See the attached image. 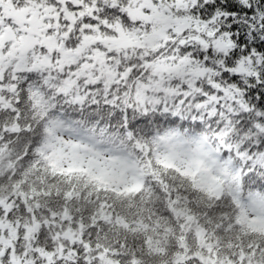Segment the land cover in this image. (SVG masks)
<instances>
[{"label": "snow or ice", "instance_id": "1", "mask_svg": "<svg viewBox=\"0 0 264 264\" xmlns=\"http://www.w3.org/2000/svg\"><path fill=\"white\" fill-rule=\"evenodd\" d=\"M0 264H264V0H0Z\"/></svg>", "mask_w": 264, "mask_h": 264}]
</instances>
